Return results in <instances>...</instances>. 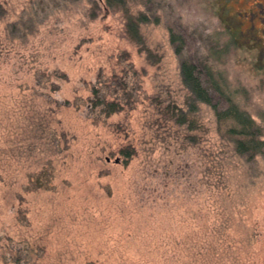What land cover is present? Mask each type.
Wrapping results in <instances>:
<instances>
[{
  "label": "rangeland",
  "instance_id": "obj_1",
  "mask_svg": "<svg viewBox=\"0 0 264 264\" xmlns=\"http://www.w3.org/2000/svg\"><path fill=\"white\" fill-rule=\"evenodd\" d=\"M126 1L0 0V264H264V152H235L207 104L194 129L158 111L189 108L185 59L264 138V0ZM114 77L123 108L89 114Z\"/></svg>",
  "mask_w": 264,
  "mask_h": 264
},
{
  "label": "trees",
  "instance_id": "obj_2",
  "mask_svg": "<svg viewBox=\"0 0 264 264\" xmlns=\"http://www.w3.org/2000/svg\"><path fill=\"white\" fill-rule=\"evenodd\" d=\"M104 1L108 8L124 7L127 4L126 0ZM1 9L3 8L0 7V10ZM27 12L28 10H26L19 19L8 24L9 31L22 34L25 33L27 29L31 28L30 25H27L30 24L31 21H34V14H32V12ZM126 18L128 19L127 30L131 37L140 40V22H147L148 18L143 13L137 14L136 16L128 13ZM172 39L174 40V37H172ZM179 45L180 44L176 46L177 52H179ZM180 71L182 82L187 90L186 102L188 103L186 105H188L189 108L185 110L184 107L177 102L174 103L171 101L168 102L166 106H161L158 109L160 114H163L170 120H175L177 125L184 126L190 122L188 129H194L196 120H192L190 114L197 112L199 104H207L213 109L216 121L219 124V129L223 128L226 135L230 137L231 141L234 143L235 152L250 154L252 156L264 152V138L262 137L261 127L257 124L255 118H253L246 109H243L234 99L233 93L231 94L223 84L213 76V72L208 71L206 82L209 86H206L205 80L201 77L195 63L182 59ZM115 78L116 77H114V79L112 78V80L110 79L112 82L111 85H113V89L110 90L111 93L105 91V93H102V89L97 87V85L92 88V94L89 96L86 104L89 114H95L96 117L103 115L109 116L123 108L120 94L125 93L130 97L128 90L129 81L123 77ZM101 84L103 85V83ZM215 93L218 96L217 98L215 97L216 95H213ZM122 152L127 158H131L134 155V147L128 146V148H124ZM1 174L2 172L0 171V178L3 177Z\"/></svg>",
  "mask_w": 264,
  "mask_h": 264
}]
</instances>
